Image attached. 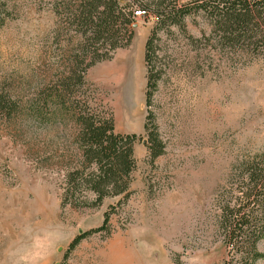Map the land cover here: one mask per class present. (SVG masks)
Segmentation results:
<instances>
[{"label":"rangeland","instance_id":"1","mask_svg":"<svg viewBox=\"0 0 264 264\" xmlns=\"http://www.w3.org/2000/svg\"><path fill=\"white\" fill-rule=\"evenodd\" d=\"M203 1L178 0L177 23L137 17L131 42L110 51L70 0H0V93L20 110L0 114V264L237 263L221 215L242 163L264 158V47L230 43ZM150 38L161 76L148 99ZM97 48L111 56L66 91ZM85 107L137 135L128 195L68 190L81 149L65 112ZM152 133L164 143L153 162Z\"/></svg>","mask_w":264,"mask_h":264},{"label":"trees","instance_id":"2","mask_svg":"<svg viewBox=\"0 0 264 264\" xmlns=\"http://www.w3.org/2000/svg\"><path fill=\"white\" fill-rule=\"evenodd\" d=\"M76 5L75 18L82 27L91 26L97 41L105 39L110 51L129 44L133 38L132 29L138 15L136 11H145V16L153 12L160 22L170 20L171 23L181 22L186 11L178 6V0H70ZM139 9H135V6ZM217 18V25L224 37L232 44L247 48L256 45L264 47V0H204L200 5ZM179 17V18H178ZM1 23V17H0ZM122 27V28H121ZM126 35L122 41L121 30ZM83 37L87 31H83ZM88 38V36L86 37ZM125 40V41H124ZM148 99L161 76V71L152 65L153 38L147 43ZM107 51H97L92 59L83 65L81 72L69 77L64 83V89L70 92L73 83L84 85V72L96 61L109 58ZM86 59L82 61L84 64ZM59 97V95H56ZM3 93H0V114L18 116L20 110ZM78 125L76 133L81 149V169L68 174V190L74 191L80 184L88 185L101 202L108 195L129 194L132 181L131 173L135 168L134 140L136 134L123 135L115 132L113 120L103 118L100 114L85 108L68 109L65 112ZM30 116L38 120L37 112L30 111ZM150 158L153 162L164 153V143L157 133H152L149 140ZM242 181L240 194L236 197L234 206L225 203L221 215L228 244L237 257L236 264H255L264 254L258 249V242L264 237V158L254 157L242 163ZM82 168H85L82 170ZM89 168V171L86 169ZM72 192L71 195H74ZM67 194L65 203H73ZM109 220L107 215L105 223ZM79 235L71 244L74 247L83 237ZM235 259V258H234Z\"/></svg>","mask_w":264,"mask_h":264},{"label":"built area","instance_id":"3","mask_svg":"<svg viewBox=\"0 0 264 264\" xmlns=\"http://www.w3.org/2000/svg\"><path fill=\"white\" fill-rule=\"evenodd\" d=\"M136 14L138 15V17H139V16H145V11H143V10H138V11H136Z\"/></svg>","mask_w":264,"mask_h":264}]
</instances>
